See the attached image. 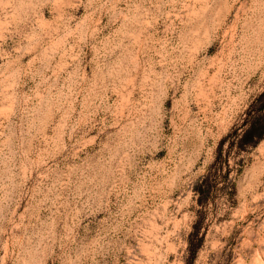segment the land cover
<instances>
[{
	"label": "rangeland",
	"instance_id": "rangeland-1",
	"mask_svg": "<svg viewBox=\"0 0 264 264\" xmlns=\"http://www.w3.org/2000/svg\"><path fill=\"white\" fill-rule=\"evenodd\" d=\"M0 264H264V0H0Z\"/></svg>",
	"mask_w": 264,
	"mask_h": 264
}]
</instances>
